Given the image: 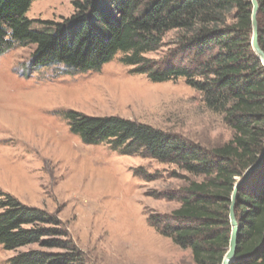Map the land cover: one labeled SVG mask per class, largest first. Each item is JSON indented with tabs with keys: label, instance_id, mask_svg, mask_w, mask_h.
<instances>
[{
	"label": "trees",
	"instance_id": "1",
	"mask_svg": "<svg viewBox=\"0 0 264 264\" xmlns=\"http://www.w3.org/2000/svg\"><path fill=\"white\" fill-rule=\"evenodd\" d=\"M38 0H0V57L34 45L33 68L64 65L70 73L101 69L116 55L132 73L151 81L178 82L200 94L234 136L206 149L150 125L119 117L70 112L71 131L88 145L111 144L128 156L173 165L200 178L156 199L177 202L170 214L149 210L154 230L192 252L195 264H222L233 227L232 196L264 149V65L252 46V0H75V13L49 32L36 31L26 15ZM259 43L264 51V0H257ZM177 37L162 59L149 58ZM147 182L155 176L145 169ZM0 199V245L18 253L11 264H88L56 214ZM235 215L240 230L233 264H264V163L239 188Z\"/></svg>",
	"mask_w": 264,
	"mask_h": 264
},
{
	"label": "rangeland",
	"instance_id": "2",
	"mask_svg": "<svg viewBox=\"0 0 264 264\" xmlns=\"http://www.w3.org/2000/svg\"><path fill=\"white\" fill-rule=\"evenodd\" d=\"M75 0L35 1L26 17L36 31L49 32L75 13ZM176 32L152 59L164 58ZM34 45H18L0 57V199L56 214L88 264H195L190 250L158 234L148 211L170 214L177 202L154 192H176L201 181L173 165L116 151L111 144L88 145L71 131L68 114L119 117L150 125L206 149L234 136L223 117L201 96L178 82H153L132 73L116 55L99 70L70 73L64 65L33 68ZM143 168L155 176L147 182ZM0 245V264L20 252Z\"/></svg>",
	"mask_w": 264,
	"mask_h": 264
},
{
	"label": "water",
	"instance_id": "3",
	"mask_svg": "<svg viewBox=\"0 0 264 264\" xmlns=\"http://www.w3.org/2000/svg\"><path fill=\"white\" fill-rule=\"evenodd\" d=\"M253 4V12H252V23H253V38H252V46L259 57V59L262 61V64L264 65V51L262 50L260 43H259V26L257 21V15L259 12V4L257 0H252ZM264 163V149L262 154L259 156L258 160L251 165L244 173L242 179L238 182V184L235 187L233 196H232V206L230 209V220L231 225L233 227L230 245L227 254L225 255L222 264H233V262L236 259V253H237V246H238V237H239V227L238 222L235 215V206H236V199L238 195L239 188L248 180V178L251 176L252 173H254L256 170H258Z\"/></svg>",
	"mask_w": 264,
	"mask_h": 264
}]
</instances>
